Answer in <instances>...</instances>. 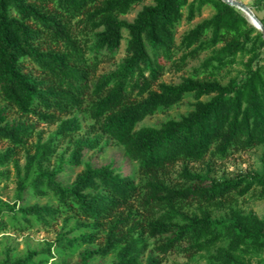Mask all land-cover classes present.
<instances>
[{
    "label": "trees",
    "instance_id": "obj_1",
    "mask_svg": "<svg viewBox=\"0 0 264 264\" xmlns=\"http://www.w3.org/2000/svg\"><path fill=\"white\" fill-rule=\"evenodd\" d=\"M145 1L0 0V168L12 164L15 171L13 203L0 200V232L58 225L40 247L15 254L4 246L0 264H70L71 255L75 264H163L168 254L192 257L208 247L216 248L207 264H260L253 258L264 250V215L243 212L236 199L256 190L264 198V160L259 174L217 179L205 159L264 145V40L244 14L220 0H152L132 21L120 20ZM253 6L264 11V0ZM206 7L210 17L176 43V27ZM259 21L264 27V15ZM123 32L124 57L94 78L113 59ZM204 52L201 67L209 73L248 57L242 77L225 84L161 81L167 63L180 68ZM187 94L191 111L136 128ZM10 112L18 118L8 120ZM77 114L92 123L83 137ZM38 124L54 126L44 140ZM111 143L122 147L132 172L113 161L99 167L83 161L87 151ZM178 163L186 186L163 178ZM188 163H205L204 171L191 172ZM66 167H82L69 185L61 180ZM6 174L0 170V180ZM26 192L53 203L24 205ZM212 210L223 212L212 217Z\"/></svg>",
    "mask_w": 264,
    "mask_h": 264
},
{
    "label": "rangeland",
    "instance_id": "obj_2",
    "mask_svg": "<svg viewBox=\"0 0 264 264\" xmlns=\"http://www.w3.org/2000/svg\"><path fill=\"white\" fill-rule=\"evenodd\" d=\"M243 2L251 11L257 16L258 19L262 18L264 11L256 10L253 6V0H239ZM152 0H146L138 6H134L131 11L123 17H120V20L125 22H130L134 18L135 14L140 10L143 5H150ZM212 14V9L209 7L204 8L200 15H197L193 21L190 23L181 21V23L176 27L175 41H179L180 36L186 30L192 28L195 24L200 21L207 19ZM127 39L126 33H122V41L118 51L114 54L113 59L109 62L101 63L96 71L94 78L108 73L117 66V64L124 57V48L125 41ZM181 56V52H178L173 60L176 61ZM209 56V53L204 52L200 54L196 59H188L182 67L178 68L175 64L167 63L165 66L164 74L161 78V81L166 84H179L182 79L193 78L197 80H211L216 79L221 84H225L231 78H241L243 67L242 64L246 62L248 57H243L238 59L237 62L232 66L225 69H221L218 73H209L210 71H203L201 63L205 58ZM193 98L191 95L187 94L183 97L182 101L172 106L167 110H158L153 115L147 116L143 121L137 124V129L141 127H157L160 123L166 120H177L179 117L185 115L192 109ZM0 106L2 103L0 101ZM81 121V131L77 134L78 137L85 136L86 132L91 130V121L87 118L86 114H77ZM18 116L13 112L9 113L8 120L17 119ZM54 129L53 125L38 124L35 131L40 132L42 140H44L49 132ZM34 139V138H33ZM32 139V140H33ZM65 145H62L59 150H63ZM4 149V146L0 144V151ZM262 160H264V145L255 147L251 150L232 153L226 159L223 160H211L206 158L205 161L209 162L211 172L209 176L214 178H227L231 179L235 175L245 174V173H256L259 174L262 171ZM54 159L52 158L51 162L53 163ZM84 162H89L92 166L99 167L101 165L107 164L109 162H114L117 166H124L129 168L128 171L132 172L133 167L128 160L123 157V150L117 144L111 143L108 147L104 148L101 152H91L87 151L83 159ZM23 165V155L18 158V166L21 169ZM187 168L191 172H203L205 163H188L186 164ZM1 171H6V177L0 180V200L12 204L13 203V194L15 189V171L13 165L9 164L5 168H0ZM82 170V167L77 168H65V173L61 176V180L65 182L66 185H69L74 179L75 175ZM181 170V163H178L174 167L167 170L164 173V180L170 186H186L187 183H184L182 179L178 177ZM135 182L141 184L143 182L142 176L135 174ZM256 190L253 194H248L243 198L236 199V206L243 212L252 211L257 216L262 217L264 215V198H258L256 196ZM25 199L23 200L24 205H31L33 203L44 204V203H53L51 197L36 198L32 196L29 192L25 193ZM191 208L189 211H192ZM223 211L212 210V217H217L222 214ZM58 225L52 226L50 228L44 229L40 226L34 225L32 228L18 232L11 227H8L6 230L0 232V252L4 246H11L14 248L15 254H22L26 248H35L43 245L45 241H52L54 233ZM150 249L155 246L156 241L149 240ZM216 247H208L202 250L201 252L194 254L192 257H186L178 254H168L166 255L163 264H207L208 256L214 251ZM109 259L106 260H94L91 264H96L101 262L102 264H107ZM70 264H75L76 257L71 255L68 258ZM253 262H258L264 264V250L260 252L253 258Z\"/></svg>",
    "mask_w": 264,
    "mask_h": 264
},
{
    "label": "water",
    "instance_id": "obj_3",
    "mask_svg": "<svg viewBox=\"0 0 264 264\" xmlns=\"http://www.w3.org/2000/svg\"><path fill=\"white\" fill-rule=\"evenodd\" d=\"M220 1H222L228 6L236 8L242 14L249 16L251 18V22H249V24L261 34V37L264 40V27L262 26L261 22L257 18H255L250 8H248L243 2L239 0H220Z\"/></svg>",
    "mask_w": 264,
    "mask_h": 264
},
{
    "label": "bare ground",
    "instance_id": "obj_4",
    "mask_svg": "<svg viewBox=\"0 0 264 264\" xmlns=\"http://www.w3.org/2000/svg\"><path fill=\"white\" fill-rule=\"evenodd\" d=\"M253 15H254V13H253ZM245 17H246V19L248 20V22H251V18L249 17V16H247V15H244ZM255 16V15H254ZM255 18H257L256 16H255ZM258 19V18H257ZM259 20V19H258Z\"/></svg>",
    "mask_w": 264,
    "mask_h": 264
}]
</instances>
